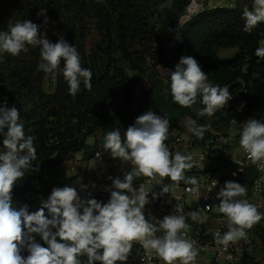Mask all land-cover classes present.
<instances>
[{
  "label": "clouds",
  "instance_id": "clouds-1",
  "mask_svg": "<svg viewBox=\"0 0 264 264\" xmlns=\"http://www.w3.org/2000/svg\"><path fill=\"white\" fill-rule=\"evenodd\" d=\"M45 13L42 8L37 15L45 16L47 23ZM242 15L244 30L250 32L264 22V0H254L253 8L245 7ZM260 43L255 55L264 59V41ZM29 45L39 47L42 62L38 68L45 73L54 74L61 60L64 61L62 74L71 96L79 92L81 82L91 89V70L82 68L78 50L63 37L51 43L30 20L17 21L9 24L7 31H0V53L18 56L22 51L27 52ZM168 78L172 98L179 106L190 107L196 103L198 94L202 96L205 107L199 112L201 116L213 115L232 98L228 86L209 82L191 56L181 57ZM243 107L242 103L237 110ZM186 126L198 138L203 137L204 128L197 126L195 120L188 118ZM168 131L169 120L148 111L127 128L123 140L119 129L107 132L104 149L110 151L113 158L130 161L134 166L123 180H113L114 190L108 202L82 199L74 187H54L48 199L42 201L41 209L30 214L27 205L19 210L12 206V191L37 159L35 137L26 134L15 106H0V134L4 137L0 151V264H124L134 242L154 252L164 264H194L198 251L195 241L186 239L182 233L187 225L184 215L178 214L180 209L176 208V214L160 220L146 219L143 210L149 202V192L143 186L133 187L134 177L142 175L161 180L167 177L174 184L184 181L194 186L187 189L189 192H198L196 177L184 175L186 169L193 167L192 157L169 151L165 143ZM239 145L252 163L264 169V122L255 118L246 120ZM174 184L163 186L161 195L174 191ZM85 188L86 185H81V189ZM245 194L244 186L231 181L225 182L218 193V211L226 217L228 231L218 237L217 243L225 248L230 243L247 240L246 230L262 219L255 205L246 199H236ZM152 195L153 199L157 197L156 193ZM44 209L49 211L51 219L45 216ZM191 215L194 220L198 218V213ZM157 232L163 234L157 236ZM33 233L38 234L47 247L37 243ZM24 249L27 256L21 254ZM81 256H86V261L82 262Z\"/></svg>",
  "mask_w": 264,
  "mask_h": 264
},
{
  "label": "trees",
  "instance_id": "trees-1",
  "mask_svg": "<svg viewBox=\"0 0 264 264\" xmlns=\"http://www.w3.org/2000/svg\"><path fill=\"white\" fill-rule=\"evenodd\" d=\"M190 0H0V31L9 24L30 20L51 43L63 37L75 46L82 68L92 72L91 89L81 82L75 97L63 78L64 61L49 89L44 87L47 73L38 68L42 62L39 47L27 46L18 56L0 53V106H15L27 135L35 137L37 159L12 191V206L28 212L41 209L53 189L45 178L47 166H58L68 154L80 151L86 138L109 120L122 122L133 115L134 122L146 109L156 111L152 89L143 91L135 111L130 109L134 86L145 76L153 78L159 67L173 71L183 56L197 60L208 81L227 85L230 95L244 90L247 97L264 101V59L255 55L264 41V22L250 32L244 30L243 9L235 6L205 8L184 19ZM45 16H38L41 9ZM182 25V26H181ZM96 39L87 49V38ZM237 49L231 58H221L220 49ZM135 72L126 77L119 61ZM263 67L261 72L253 68ZM125 92L124 111L114 108L119 90ZM31 105V107H28ZM205 106L203 105V108ZM27 108V110H25ZM213 116L229 122L226 105ZM201 118L196 121L199 126ZM6 131V129H5ZM0 134V151L3 150ZM45 216L52 218L47 209ZM26 231V229H25ZM37 243L47 247L38 234ZM264 239V237H262ZM28 255L26 249L21 253ZM82 262L86 256L79 257ZM241 264H259L244 251Z\"/></svg>",
  "mask_w": 264,
  "mask_h": 264
},
{
  "label": "crops",
  "instance_id": "crops-1",
  "mask_svg": "<svg viewBox=\"0 0 264 264\" xmlns=\"http://www.w3.org/2000/svg\"><path fill=\"white\" fill-rule=\"evenodd\" d=\"M254 0H230L228 5L244 9L245 7L251 10L253 8ZM119 65L123 68L126 77H132L135 72L129 67L124 60L119 61ZM253 68L256 72H261L263 67L255 63ZM168 70V71H167ZM167 71V72H166ZM173 71L171 67H159L158 74L153 78L148 76L143 77L133 89V94L130 103V109L135 111L140 103V95L143 91L152 89L154 92L153 102L157 105L156 111L152 108L146 109L142 114L152 111L162 118L169 120V131L166 145L169 151L173 153L181 150L185 142L191 141L193 144V155H191V163L193 167L184 171L185 177H200L205 173L214 174L216 177H222L228 173V165L236 157L242 155L243 149L239 145V131L232 127L229 122H219L218 117L209 116L207 114L199 115L200 110L203 109L201 102L202 96L198 94L197 101L190 107H181L174 102L170 91V72ZM125 92L118 91L114 108L117 112L122 113L125 106ZM252 105L256 106L260 111L259 120L264 122V101L255 97H249ZM141 114V115H142ZM191 118L197 121L201 118L199 126L204 128L203 137L198 138L193 133L188 131L186 120ZM135 124L133 115L126 120L119 122L117 120H109L103 127H99L94 133L86 138L83 148L78 152L68 154L64 162L58 166H47L45 168V178L52 185V187H74L82 199H90L86 188L81 189V185H85V170L88 159L93 155L94 151L100 150L108 162V171L106 176L96 182L97 196L96 200L102 203H107L110 199L112 183L116 178L123 180L126 173L133 170V165L130 161H123L119 158H113L110 151L104 149L105 135L113 129H119L122 140L124 133L129 126ZM220 135H228L231 145L226 150H221L220 146L210 144L212 137ZM180 137L181 142H175V138ZM207 150L208 157L204 160H199L197 154ZM174 154V153H173ZM111 177V179H110ZM145 177H134L133 187L138 189L139 184ZM159 185H164L169 181V178H157ZM250 176L246 174L241 180L240 185L246 188V194L243 197H236V199H247ZM218 211L219 205L216 206ZM258 212H264V209H258ZM219 211L211 217V226H215L218 217L221 215ZM264 229V228H263ZM248 236V235H247ZM264 243V242H263ZM240 253L246 251L256 262L264 264V258L255 255L249 249L247 240L241 239L234 243Z\"/></svg>",
  "mask_w": 264,
  "mask_h": 264
},
{
  "label": "built area",
  "instance_id": "built-area-1",
  "mask_svg": "<svg viewBox=\"0 0 264 264\" xmlns=\"http://www.w3.org/2000/svg\"><path fill=\"white\" fill-rule=\"evenodd\" d=\"M230 0H190L184 19L190 18L195 13L205 8L224 7ZM226 104L231 112L230 125L239 131H242L243 123L250 119H258L259 109L252 105L249 97L245 95L244 90H240L233 95ZM244 104L242 110H237L241 104ZM235 120V121H234ZM259 120V119H258ZM175 142H181L180 137L175 138ZM210 144L220 146L221 150H226L231 145L228 135L212 137ZM193 144L191 141L185 142L179 152L185 155H193ZM178 152V151H177ZM175 153V151L173 152ZM208 157V151L204 150L197 154L199 160ZM108 171V162L100 150L94 151L88 159L85 170L86 192L91 198L97 196L96 182L106 176ZM248 174L250 176L247 201L257 207L264 209V169L259 164H254L243 151L242 155L236 157L228 165V173L222 177H216L214 174L205 173L198 177L199 190L196 193L189 192L187 189L194 187L186 184L184 181L179 183L169 181L164 185H159L157 178L145 177L139 184L143 186L148 194V203L145 205L144 214L146 219L154 217L157 220L164 216L176 214L175 209L179 208L185 217L187 228L182 230L186 239L195 241V247L198 256L194 264H241L242 253L238 251L234 243H230L227 248L217 243L218 237L228 231L226 217L221 214L215 226H211V217L216 214V206L219 205L218 193L225 185V182L231 181L240 184V180ZM174 184V191L162 193V187ZM93 185H95L93 187ZM153 193L157 197L153 199ZM192 213H198V218L194 220ZM157 232L156 235H162ZM120 264V262H117ZM124 264H164L154 252L144 250L137 242L133 243L131 254Z\"/></svg>",
  "mask_w": 264,
  "mask_h": 264
},
{
  "label": "rangeland",
  "instance_id": "rangeland-1",
  "mask_svg": "<svg viewBox=\"0 0 264 264\" xmlns=\"http://www.w3.org/2000/svg\"><path fill=\"white\" fill-rule=\"evenodd\" d=\"M96 39L95 34L93 33L90 35L86 40V47L89 49L92 46V42ZM237 53V49H220L218 51V55L221 58H231ZM120 61H122L120 59ZM53 73H47L45 76V82L44 87L46 89H49L50 84H52V77ZM262 214V219L260 222L255 224L250 230H246L247 232V244L249 245V249L252 250V252L255 255L262 256L264 258V212H259Z\"/></svg>",
  "mask_w": 264,
  "mask_h": 264
}]
</instances>
